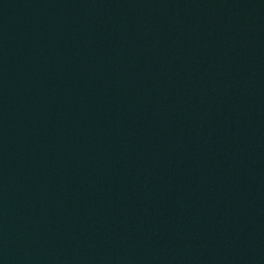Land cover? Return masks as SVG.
I'll return each instance as SVG.
<instances>
[{
    "label": "water",
    "instance_id": "95a60500",
    "mask_svg": "<svg viewBox=\"0 0 264 264\" xmlns=\"http://www.w3.org/2000/svg\"><path fill=\"white\" fill-rule=\"evenodd\" d=\"M0 264H264V0H0Z\"/></svg>",
    "mask_w": 264,
    "mask_h": 264
}]
</instances>
